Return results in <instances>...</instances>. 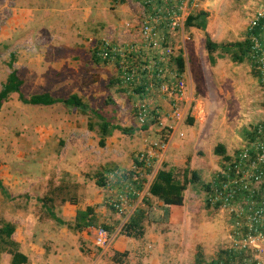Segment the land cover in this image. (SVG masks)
<instances>
[{"label":"rangeland","instance_id":"obj_1","mask_svg":"<svg viewBox=\"0 0 264 264\" xmlns=\"http://www.w3.org/2000/svg\"><path fill=\"white\" fill-rule=\"evenodd\" d=\"M263 7L264 0H210L200 5L207 14L206 33L217 44L242 41L251 16ZM134 13V3L123 0H0V86L10 72L7 62L13 55V67L23 80L21 93L25 97L77 94L100 116L133 129L130 134L114 131L105 147H99L97 117L60 104L25 105L15 93L4 102L0 109V180L6 193L0 191V224L5 221L19 226L13 219L19 217V208L25 217L40 216L38 221L30 220V226L24 219L25 229L31 228L24 229L20 237L16 232L12 236L23 241L33 264H90L80 259L79 253L84 257L86 254L82 249L97 254L103 250L93 243L88 249L80 232L54 221L46 208L49 203L42 205L46 197L54 199L55 216L71 225L75 210L63 215L65 204L60 203L61 198L75 204L76 211L91 206L96 217L105 215L107 224H98L96 218L95 227H108L113 242L117 239L123 245L129 241L123 255L112 254L115 264H192L197 248L207 264L220 250L234 244L228 213L207 208L205 192L199 185H188L184 192V216L175 214L176 219L170 221L168 216L151 210L144 223V235L134 239L121 233L127 216L112 210L108 191L95 184L98 172L104 175L108 169H130L147 143L171 137L172 133L151 123L141 130L133 118L137 99L119 87L116 67L92 60L93 41L117 37L120 25ZM184 36L189 40L180 53L185 63V101L190 108L174 137L168 139L164 157L141 176L143 187L128 202L131 214L143 206V198L148 199L150 209L162 204L147 196L146 191L162 165L171 168L168 160L173 158L169 155L187 159L185 165L172 166L180 176L185 168L198 169L194 164L198 160L203 164L202 170L198 169L200 180L207 185L224 163L212 148L223 142L227 154H234L249 140L247 133L263 120L264 89L251 72V62L247 59L234 64L226 56L215 55L211 63L204 32L184 29ZM247 81L255 86L257 95L249 94ZM188 118L193 119L192 124ZM69 129H74L72 137L66 136ZM211 159L217 160L212 168ZM90 232L91 239L93 228ZM120 236L124 238L118 239ZM29 245L34 248L31 250ZM258 261L264 264V253ZM0 264H10V256L0 254Z\"/></svg>","mask_w":264,"mask_h":264},{"label":"built area","instance_id":"obj_2","mask_svg":"<svg viewBox=\"0 0 264 264\" xmlns=\"http://www.w3.org/2000/svg\"><path fill=\"white\" fill-rule=\"evenodd\" d=\"M123 1L134 3L135 13L120 25L117 37L93 41L92 55L116 67L119 87L137 99L133 118L139 127L151 123L172 132L171 137L147 143L144 151L134 157L136 162L130 169L114 168L104 173L109 205L118 215L129 218L128 202L141 191V176L164 157L168 139L174 137L190 108L185 101L184 73L175 59L189 40L184 36L186 19L210 0ZM256 29L257 34L249 35L248 58L264 89V7L249 20L248 31ZM262 114L263 120L255 124L252 138L228 155L204 193L207 205L229 215L234 242L230 249L244 253L236 264H260L258 259L264 253V108ZM173 124L176 126L172 128ZM93 242L106 249L111 238L104 228L95 227Z\"/></svg>","mask_w":264,"mask_h":264},{"label":"trees","instance_id":"obj_3","mask_svg":"<svg viewBox=\"0 0 264 264\" xmlns=\"http://www.w3.org/2000/svg\"><path fill=\"white\" fill-rule=\"evenodd\" d=\"M206 19L207 14L202 10H197L193 14L189 15L184 24V29H197L199 31L204 32L205 39V50L208 55L209 61L214 62V56H218V58L228 57L229 60L234 64H242L247 61L249 50H250V40L249 35L257 34L258 29L254 32H247L246 37L242 41H235L230 43L217 44L209 37L206 33ZM92 60L95 63H99V61L92 56ZM177 67L180 72H184L185 63L184 58L182 56V52L175 59ZM14 56L10 55V59L7 62V66L10 69V72L5 78V81L2 82L0 86V109L4 102L8 99L10 94H17L18 100L25 105L32 106H52L56 104H60L68 109H75L79 111L82 115H92L94 117L99 118L100 122L98 124L99 129V140L98 146L105 147L106 139L109 138L114 131H118L123 134H130L133 129H126L118 124H115L112 119L107 120L104 117L100 116L98 111L95 109H89L87 104L83 101L81 97L77 94H70L67 97H53L49 93L42 94H34L29 97H25L21 93V87L23 85V80L18 76L17 70L13 67ZM251 64V63H250ZM252 65V64H251ZM251 72L253 76L257 77V70L251 67ZM117 82V78H116ZM112 84V82H111ZM105 104H108V99H105ZM193 119L188 118V123L192 124ZM88 129H92L91 122L88 121ZM146 129L145 126L141 127V130ZM249 136V140L252 138V132L249 131L247 133ZM213 154L219 156L223 162L229 159V156L226 152V149L221 143H217L213 148ZM136 161H134L135 163ZM139 164V163H138ZM109 170V169H108ZM103 171L98 172L95 179V184L98 187H104V179H103ZM182 177V178H180ZM199 185L200 188L205 192L207 189V185L201 182L200 175L198 171H191L188 168H185L182 172V176L176 173L174 168H167L166 165H162L154 178L150 182L146 195L155 198L160 201L162 204L166 206H181L184 201V192L187 190L188 185ZM141 187H138L140 190ZM0 191L2 193H6L5 189L0 180ZM65 198L60 199V203L63 204L65 202ZM134 200V198H133ZM42 205L45 206L49 203V206L46 207L48 209L49 215L52 217L54 221H56L60 225H68L69 228L74 231L81 232L85 229L95 227L96 226V216L93 207L87 206L83 210H77L74 218L73 224H69L62 219L55 216L53 213V203L54 199L51 197H46L42 199ZM143 206H139L127 219V221L123 224L121 228V233L129 238L141 239L144 235V223L147 221V213L146 210L150 207V203L148 199H142ZM207 208H210L209 205L206 204ZM214 209H218L215 207ZM105 230H110L108 227L103 226ZM15 232L14 224L10 222L3 221L0 224V254H7L10 256V264H28L27 256L19 251V244L12 239V236ZM118 255V254H117ZM244 258V253L242 251H234L233 249L220 250L215 259H212L207 264H236L241 262ZM192 264H205L204 255L200 248L196 249L194 254V259ZM255 264V263H251Z\"/></svg>","mask_w":264,"mask_h":264},{"label":"crops","instance_id":"obj_4","mask_svg":"<svg viewBox=\"0 0 264 264\" xmlns=\"http://www.w3.org/2000/svg\"><path fill=\"white\" fill-rule=\"evenodd\" d=\"M200 10H202L201 8H200ZM90 53H91V56H93L92 55V47H91V51H90ZM17 73H18V71H17ZM19 76V75H18ZM247 83H248V85H247V89L249 90V94L252 96L253 94H256L257 95V93H256V88H255V86L254 87H251V85H250V82L249 81H247ZM246 93H247V91H245ZM244 92V95L246 94ZM256 112V111H255ZM71 130H74V129H71ZM71 130L69 129V133H68V135H66L67 137H72V134H74V133H71ZM108 139V138H107ZM106 139V140H107ZM228 140H229V138H228ZM227 140V141H228ZM223 146H224V148H225V145H224V143L223 142H220ZM212 151H213V148H212ZM227 152V151H226ZM169 157L171 158H173L171 161L170 160H168V162L170 163V167H172V166H181V165H185V162L187 161V159L185 160V159H176V156L175 155H173V154H171V155H169ZM216 157V156H215ZM216 159H211V164H210V167L212 168V167H214V163H216ZM194 164H196V165H198L199 167H198V169L199 168H201V170H202V167L201 166H203V164H201L198 160L195 162L194 161ZM118 168V167H117ZM191 171H199L198 169H195L194 167H192L191 166ZM214 177V175L212 176V178ZM1 179V178H0ZM208 181V180H207ZM78 182V181H77ZM77 182H76V184H77ZM2 184H3V182H1ZM78 185V184H77ZM107 203V202H106ZM63 204H65L63 207L62 206H59V207H62V214L63 215H68L69 214V212H70V210H75V213H76V209H77V206L75 205V204H70L69 202H67V201H65ZM111 208V207H110ZM112 209V208H111ZM157 209H161L160 211H159V213H158V211H157ZM21 209L19 208V217L18 216H14L13 217V219L15 220V221H18L19 222V226H16L15 225V232L16 233H18L19 234V237H20V235L22 234V231H23V234H24V229H25V225H24V219H28L29 220V226H30V220H39L40 219V216H35L34 214L32 215V214H30L29 216H27V217H25L24 216V214H23V212L22 211H20ZM83 210V209H82ZM113 210V209H112ZM152 210V212H157V214L159 215H166V216H168L169 217V219H170V221H173V220H175L176 218L174 217L175 216V214H178V215H180L181 217H182V215L184 216V214H185V211H186V201H185V198H184V201H183V204L181 205V206H166V205H164V204H160V206L158 207V208H156V207H151V209H150V207L146 210V213H147V215H149L150 213V211ZM115 216H116V214H115ZM56 217H58V218H60L59 216H56ZM73 217H75V214H74V216ZM148 217V216H147ZM97 222H98V224H107V217L105 216V215H103V216H99V215H97ZM60 219H62V218H60ZM112 219H114V217L112 218ZM116 219V218H115ZM63 220V219H62ZM37 223H39V222H37ZM14 224V223H13ZM31 228V227H30ZM30 228H27V229H25V230H28V229H30ZM94 229V227H91V228H88V229H85V230H83V231H81L80 233H79V235H80V237H81V239L83 240V241H85V244H88V249H90V244L91 243H93L94 244V242H93V236L91 237V239H90V236H88V234L89 233H91L90 232V229ZM116 232H117V230H116ZM33 235V234H32ZM113 236H115V234L113 235ZM120 238H124V237H122V236H120L118 239H120ZM13 239V238H12ZM15 242H17L18 244H19V251L21 252V253H23V254H25L26 256H27V259H28V264H33V261H32V258H31V256H30V254H27L26 253V250H25V248L23 247V241H21V239L19 238V241L18 240H16V239H13ZM112 242H113V238H111V243H110V245L112 244ZM31 245V244H30ZM29 245V248L32 250L33 248H34V246L32 245V246H30ZM108 246L106 249L107 250H105V249H103V250H101V252L99 253V254H97V253H94V252H91V251H88V250H86V249H82V251L83 252H86V254H85V257H84V255L82 254V253H79L80 255H81V260H85V261H87L88 263H90V264H102L104 261V263L105 264H115V262L113 261V259H112V254H114V253H116V255L117 254H124L125 252H126V250H127V247L129 246V241H126L123 245H121V243H120V241L119 240H115L114 242H113V244L111 245V246ZM133 246V245H132ZM108 248H110V249H108ZM56 249V248H55ZM78 251H80L79 249H78ZM79 264H82V262L81 263H79Z\"/></svg>","mask_w":264,"mask_h":264}]
</instances>
